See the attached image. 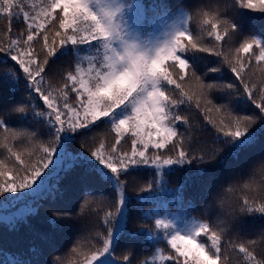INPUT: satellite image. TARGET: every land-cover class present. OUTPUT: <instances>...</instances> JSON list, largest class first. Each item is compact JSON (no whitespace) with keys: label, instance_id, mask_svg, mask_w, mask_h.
<instances>
[{"label":"snow or ice","instance_id":"1","mask_svg":"<svg viewBox=\"0 0 264 264\" xmlns=\"http://www.w3.org/2000/svg\"><path fill=\"white\" fill-rule=\"evenodd\" d=\"M135 9L143 15L132 0H0V203L46 193L47 223L77 230L66 248L55 232L39 234L46 251L33 243L27 258L3 264H264V230L259 241L238 230L244 217L264 219V28L244 19L264 18V0L161 4L152 11L174 17L162 36ZM228 159L240 162L231 178L251 175L227 206L235 184L223 195L204 189L215 220L191 215L194 197L181 223L137 209L130 228L129 189L147 202L169 190L166 175L187 170L170 190L183 204L184 190ZM143 170L151 177L140 179ZM94 180L105 185L99 199L88 196ZM65 181L80 186L75 208L57 206Z\"/></svg>","mask_w":264,"mask_h":264},{"label":"trees","instance_id":"2","mask_svg":"<svg viewBox=\"0 0 264 264\" xmlns=\"http://www.w3.org/2000/svg\"><path fill=\"white\" fill-rule=\"evenodd\" d=\"M132 2L143 6V15H141L139 9H135L131 14L134 19L146 30L152 33L153 36H162L167 28L173 23L174 17L170 16H160L155 14L152 10L159 5H167L169 9H176L184 7L186 9L192 8L194 5L198 4L200 0H132ZM222 3L230 2V0H221ZM245 22L251 25V30L259 31L264 28V18H261L259 13L246 12ZM4 21L0 20V26H3ZM2 69V65H0ZM22 87V85H21ZM197 118L193 116L195 121ZM73 148H78V143L72 145ZM71 150V149H70ZM244 159V157H242ZM240 162L228 159L224 163H217L208 168V172L203 177H200L194 188H186L183 192V204L179 199V194L170 191L172 189L178 188L185 177L188 175L187 170H177L170 175L165 176L168 191L157 193L153 196L150 201L138 202L134 198V193L129 189V197H133L131 204L129 205V211L132 217L130 220V228L138 227L141 223L139 217L140 212L137 209H142L147 212L151 208H158L163 214L167 212L168 214L175 216L177 222L181 223L184 218V205L189 201L193 200L195 197L199 203L197 205V210L191 215L200 218H206L209 220H215L217 217L218 206L213 202V194L215 192H220L223 195L221 186L226 188L229 183L235 184L237 186V191L228 194L226 199V206L228 204L234 203L237 197H241L245 194L247 190H241L243 184L250 178L251 173L246 171L238 180L231 178V172L233 169H239ZM62 174V173H61ZM152 175L150 170H143L140 174V179L150 178ZM210 178H212L210 180ZM258 180L259 177H256ZM56 179L53 176L50 180V184H55ZM66 192L65 196L59 199L56 203L57 206L61 207H73L77 206V199L80 197V186L78 184L68 185L65 181ZM212 184L213 194H209L207 198H204V189ZM91 188L88 192L89 198H97L101 193L105 192V185L100 180H94L92 182ZM252 195L253 193H248ZM46 193L41 196H30L23 201H13L11 203L4 202L0 203V250L3 251V255H0V264H3L6 256L15 255L16 257L27 258L29 255V246L35 244L37 247L47 250L48 245L39 238V234L52 233L55 232V244L58 247L66 248L70 246L72 241L77 235V230L68 225L64 226L62 229H53L50 224L47 223L50 216L49 209L52 207L50 200L45 198ZM2 200V198H0ZM206 205H208L206 207ZM12 213L16 214L15 220L8 221L3 219V217L10 216ZM135 221V223H133ZM11 223L17 224V230L12 231L10 228ZM150 223V222H149ZM240 239H257L260 240V233L264 230V219L255 217H244L243 221L239 226ZM144 243L151 245V241L145 237ZM163 245H152V247ZM151 251V247L148 249ZM260 249L257 248L259 253ZM119 255V250L117 252ZM41 261L44 259H51V256L42 255L40 257ZM233 264H242L239 257L233 256Z\"/></svg>","mask_w":264,"mask_h":264}]
</instances>
